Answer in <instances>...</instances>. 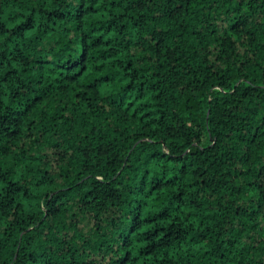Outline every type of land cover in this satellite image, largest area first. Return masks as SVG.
<instances>
[{"label": "trees", "instance_id": "16d2710c", "mask_svg": "<svg viewBox=\"0 0 264 264\" xmlns=\"http://www.w3.org/2000/svg\"><path fill=\"white\" fill-rule=\"evenodd\" d=\"M0 264H264V0H0Z\"/></svg>", "mask_w": 264, "mask_h": 264}]
</instances>
